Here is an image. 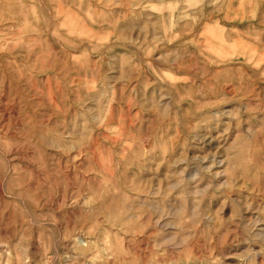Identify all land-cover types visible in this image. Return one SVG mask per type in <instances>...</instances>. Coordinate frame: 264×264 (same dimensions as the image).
Wrapping results in <instances>:
<instances>
[{
    "label": "rangeland",
    "instance_id": "obj_1",
    "mask_svg": "<svg viewBox=\"0 0 264 264\" xmlns=\"http://www.w3.org/2000/svg\"><path fill=\"white\" fill-rule=\"evenodd\" d=\"M0 264H264V0H0Z\"/></svg>",
    "mask_w": 264,
    "mask_h": 264
}]
</instances>
